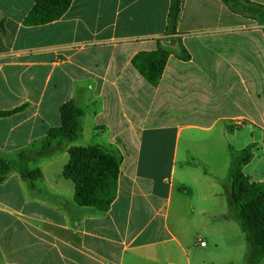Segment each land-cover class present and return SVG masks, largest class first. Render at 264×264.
<instances>
[{"label":"crops","instance_id":"obj_1","mask_svg":"<svg viewBox=\"0 0 264 264\" xmlns=\"http://www.w3.org/2000/svg\"><path fill=\"white\" fill-rule=\"evenodd\" d=\"M37 1L0 0V112H14L0 117V158L27 153L33 169L75 102L82 137L53 140L52 158L115 153L117 197L107 212L76 207L64 176L34 194L12 170L0 182V264H209L235 246L245 258L228 191L246 148L245 176L264 182V0L244 14L181 0L175 34L171 0H73L60 20L26 27ZM160 47L170 56L153 86L132 61Z\"/></svg>","mask_w":264,"mask_h":264},{"label":"trees","instance_id":"obj_2","mask_svg":"<svg viewBox=\"0 0 264 264\" xmlns=\"http://www.w3.org/2000/svg\"><path fill=\"white\" fill-rule=\"evenodd\" d=\"M233 12L255 13L258 7L249 0H222ZM73 0H38L23 21L26 27L47 25L60 20L72 5ZM243 5V6H242ZM181 12V0H171L166 33L175 34ZM170 52L164 48L142 51L132 61L133 66L148 82L157 86L162 78ZM187 57V56H186ZM14 112H0L7 117ZM61 127L50 131L43 141L42 154L53 149V140L63 139L75 142L82 137L80 117L83 111L75 102L67 103L61 111ZM69 161L63 175L75 185L74 202L85 208L107 212L117 197L121 160L118 155L98 146L73 147L68 150ZM254 157L251 148L239 153L232 163V186L229 189L231 205L228 217L232 218L244 234L247 243L245 264L264 262V182L251 183L243 167ZM27 153H21L16 161L0 158V182L12 170H18L24 181L36 188V182L43 178L40 168H30Z\"/></svg>","mask_w":264,"mask_h":264},{"label":"rangeland","instance_id":"obj_3","mask_svg":"<svg viewBox=\"0 0 264 264\" xmlns=\"http://www.w3.org/2000/svg\"><path fill=\"white\" fill-rule=\"evenodd\" d=\"M80 141L83 142V141H85V139L83 138ZM56 146H58V145H56ZM61 148H62V145L61 146L59 145L58 148H56V149L53 148L51 151H49V154L47 155L48 157H46V159L39 158L37 160H34V163L31 164V167L33 169H36L39 167L45 173L44 182L42 183L41 179L38 180V184H36V185H38L37 188L33 189L34 194H38L37 189H40L42 191L44 186L49 187L51 185H54L55 184L54 182L56 180L57 181L60 180V182L65 181L63 178V176H64L63 170H64V167L66 166V164L68 162H66L65 158L62 157L63 153L62 154L57 153V155H56L57 157L52 158V156L54 155V152L57 149H61ZM65 182L69 183L72 187H74L73 181L66 180ZM50 198H51V199H49L50 202H55V200H56L55 198H52V197H50ZM76 207H79V206H77V204H76ZM240 233H241L240 235H241L242 244L246 246V251H245V253H246L247 248H248L247 243H246L245 237L242 234V232H240ZM224 253L226 254V257H223V259L219 258V259H215L213 261H210L209 264H225L226 260L229 258L232 259L234 262H237V263L240 262L239 264H245V258L243 256L238 257L237 246H235L234 249L225 250ZM237 263H234V264H237Z\"/></svg>","mask_w":264,"mask_h":264},{"label":"built area","instance_id":"obj_4","mask_svg":"<svg viewBox=\"0 0 264 264\" xmlns=\"http://www.w3.org/2000/svg\"><path fill=\"white\" fill-rule=\"evenodd\" d=\"M201 245H202V246H204V245H205V243H204V242H201Z\"/></svg>","mask_w":264,"mask_h":264}]
</instances>
